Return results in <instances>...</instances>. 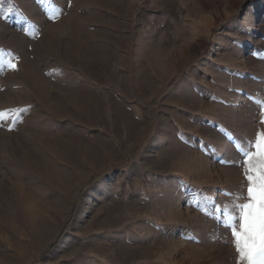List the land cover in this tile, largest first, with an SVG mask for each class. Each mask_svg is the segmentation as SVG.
<instances>
[{
    "label": "rangeland",
    "instance_id": "obj_1",
    "mask_svg": "<svg viewBox=\"0 0 264 264\" xmlns=\"http://www.w3.org/2000/svg\"><path fill=\"white\" fill-rule=\"evenodd\" d=\"M9 109L0 264H236L264 0H0Z\"/></svg>",
    "mask_w": 264,
    "mask_h": 264
},
{
    "label": "snow or ice",
    "instance_id": "obj_2",
    "mask_svg": "<svg viewBox=\"0 0 264 264\" xmlns=\"http://www.w3.org/2000/svg\"><path fill=\"white\" fill-rule=\"evenodd\" d=\"M60 14L51 11L48 19L54 21ZM24 31L29 32V29L24 28ZM6 66L16 69L12 60H8ZM25 111L28 109L0 111V122L9 120L12 113L18 118ZM260 122L264 124V116ZM8 127L12 130L15 124L10 122ZM234 148L241 153L240 168L246 189L242 185V191L231 206L219 209L224 217L222 227L231 237L236 264H264V132L254 137L251 150H245L243 145Z\"/></svg>",
    "mask_w": 264,
    "mask_h": 264
}]
</instances>
